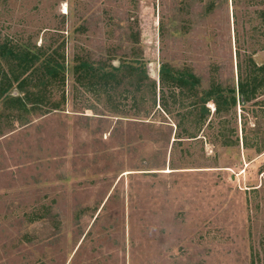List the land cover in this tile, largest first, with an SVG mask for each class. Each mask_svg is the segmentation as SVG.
I'll return each instance as SVG.
<instances>
[{
    "label": "rangeland",
    "instance_id": "374dc122",
    "mask_svg": "<svg viewBox=\"0 0 264 264\" xmlns=\"http://www.w3.org/2000/svg\"><path fill=\"white\" fill-rule=\"evenodd\" d=\"M263 13L264 0H0V43L65 64L35 110L0 103V264H264V87L221 113L198 103L237 87L240 63L264 64ZM135 60L141 85L79 69ZM164 63L192 70L199 94L164 89Z\"/></svg>",
    "mask_w": 264,
    "mask_h": 264
},
{
    "label": "trees",
    "instance_id": "16d2710c",
    "mask_svg": "<svg viewBox=\"0 0 264 264\" xmlns=\"http://www.w3.org/2000/svg\"><path fill=\"white\" fill-rule=\"evenodd\" d=\"M262 15L264 16V13ZM2 62L7 63L10 73L1 71L3 77L0 79V103L16 111L29 113L35 110L39 104H43L39 101L44 91L41 86L47 87L52 82L64 79L65 64L53 58L42 47L34 51L26 46H9L0 43V65ZM139 62V60L124 62L120 67L111 69H106L104 66L99 68L90 62H83L79 69L91 79H99L107 86L117 84L121 76L131 78L133 83L141 85L149 77L145 66L133 65ZM239 73L237 87L225 88L215 84L203 91L198 103L202 105L204 113L210 112L207 108L210 102L215 105L216 111L221 113L235 108L238 104L245 107L256 98L259 90L264 87V64L258 65L251 58L250 66L246 69L240 63ZM159 79L164 89L171 87L181 93L189 92L195 96L199 94L201 79L190 69H178L169 63H164L160 67ZM15 84L19 91L18 96L12 93ZM175 102L177 103L176 100ZM60 104L55 103L50 109L57 110ZM244 141L245 148L252 147L248 138Z\"/></svg>",
    "mask_w": 264,
    "mask_h": 264
},
{
    "label": "bare ground",
    "instance_id": "6f19581e",
    "mask_svg": "<svg viewBox=\"0 0 264 264\" xmlns=\"http://www.w3.org/2000/svg\"><path fill=\"white\" fill-rule=\"evenodd\" d=\"M66 8V7H65Z\"/></svg>",
    "mask_w": 264,
    "mask_h": 264
}]
</instances>
